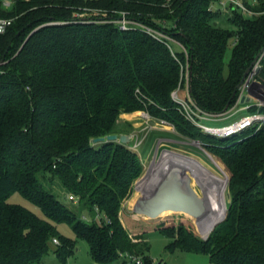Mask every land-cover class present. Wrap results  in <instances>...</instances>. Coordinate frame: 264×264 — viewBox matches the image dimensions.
I'll return each instance as SVG.
<instances>
[{
    "label": "trees",
    "instance_id": "16d2710c",
    "mask_svg": "<svg viewBox=\"0 0 264 264\" xmlns=\"http://www.w3.org/2000/svg\"><path fill=\"white\" fill-rule=\"evenodd\" d=\"M211 1L16 0L9 10L0 5V17L15 18L0 35V264H39L53 238L59 241L54 252L64 261L74 245L58 234L61 223L87 242L97 264L123 255L152 264L144 232L130 236L119 217L142 173L139 157L119 141L93 143L119 135V116L138 111L199 140L229 175L224 218L206 239L184 223L155 227L171 238L168 248L207 254L214 264H264V127L240 139L209 137L171 98L183 87L185 95L186 84L203 111H224L264 46V0L246 3L257 12L250 17L210 11ZM85 8L110 18L126 11L164 29L185 51L173 55L164 42L137 29L121 31L103 17L76 19ZM223 20L232 27L222 26ZM259 64L257 78L264 82V54ZM40 178L58 179L63 192ZM13 193L44 217L9 203ZM95 208L101 222L94 220Z\"/></svg>",
    "mask_w": 264,
    "mask_h": 264
},
{
    "label": "rangeland",
    "instance_id": "374dc122",
    "mask_svg": "<svg viewBox=\"0 0 264 264\" xmlns=\"http://www.w3.org/2000/svg\"><path fill=\"white\" fill-rule=\"evenodd\" d=\"M218 9V4H215L214 10L217 11ZM221 25L227 28L232 27L225 20H223ZM231 45L232 41H230L229 47L226 50V54L224 57L225 64L228 63L230 58L232 47ZM174 49L175 51H179V48L175 45ZM183 90L184 87L178 91L179 96L182 98L184 97ZM253 111L254 110H250L241 114L251 113ZM127 114L129 115H123L122 117L121 115L119 116V122L123 126L119 128V135L124 134L130 136L133 134L137 143L140 142V146L137 151H135V153L138 155L139 160L142 164V173L133 182L131 194L121 206L120 210L124 209V211H122L123 214L120 215L119 213V217L122 223L129 231L128 234L131 236L135 235L136 233L144 232V235L148 241V255L152 261V264H214L210 262L208 255L204 253H190L179 249L171 251L168 248V245L171 242V238L166 234L155 230L154 227L169 225L175 226L179 223H184L185 225H190L192 230L195 231L197 237H199L200 239H204V236L209 233L214 224H217L222 220L224 216L223 214L225 213L226 204L229 202V194L227 189L229 175L223 163L221 162L219 157L215 153H213V151L207 149L201 144H192V140L190 138L180 136L176 133L173 127H170V129H168L156 126L155 128L149 129V125L151 126V123H144V120L142 118L135 116L136 112ZM231 120L232 118H227L217 122L205 123L217 126L227 124ZM127 124L128 127H126ZM246 134L247 132L238 135L237 139L242 138ZM126 145L131 146L132 143H127ZM173 152L188 157L177 155ZM189 157H191L192 159ZM173 164H175L176 166H180L182 170H184V172H186L191 177V185L199 195H201V190H203L204 192V187L202 186L203 183L202 181H199L200 179L198 178L200 174L206 175L207 177L203 178L208 182V177H212L211 173H214L216 176L221 178L224 182V187L221 192L224 204L219 203L218 194L216 193L218 192L217 189L220 185L219 183H217L213 184L215 188H213L212 194L210 196H208V193L204 192L206 211L203 219L200 218L199 221L185 213L172 211L164 212L156 218H149L142 214H136L132 210V208L136 199L140 197V195H142L141 188L147 187L151 183L155 182V180H157V177H162L161 175L164 168H167L170 165L173 166ZM153 177H156L155 180H153ZM194 180H196L200 186ZM40 181L46 187L50 186L49 184L54 183V191L61 193L63 192L61 190L60 182L58 179H54L53 182H50L48 178H40ZM62 201L64 202V200ZM8 202L11 204L21 205L36 213L38 216L44 217L37 207L25 200L18 193H13L9 197ZM81 214L89 219H92L90 217V212L87 210H83ZM56 229L58 234L65 238H68L73 243V252L69 254L64 261H61L54 252V248L58 245L50 242V250L42 257L39 264H95L90 256L88 244L83 238L77 236L65 223L57 224ZM111 264L137 263L135 262V260H132L128 258V256L123 255L122 258H119Z\"/></svg>",
    "mask_w": 264,
    "mask_h": 264
},
{
    "label": "built area",
    "instance_id": "2783aa9c",
    "mask_svg": "<svg viewBox=\"0 0 264 264\" xmlns=\"http://www.w3.org/2000/svg\"><path fill=\"white\" fill-rule=\"evenodd\" d=\"M15 1L16 0H0L1 8L4 10H9L12 8V5ZM246 3H248L250 6H254L256 4L254 0H212L209 5V10L215 11L214 5L218 4L219 9L217 11L221 14H231V12L236 11L248 17L256 15L257 12L251 7H248ZM114 12L115 11L110 12V14H113ZM117 13V18H110L109 15V17L106 16L105 11L101 12L97 9L85 8L83 10V13L75 14V17L78 20H84L90 17H103L106 21L115 24L116 27L121 31L137 29L143 31L144 33L159 41L164 42L173 55L175 52L174 45L179 48V51H185L183 46L172 37H170L164 29L156 28L144 22H140L138 20L130 18L128 16V12L126 11H117ZM101 14L102 16H100ZM14 19V17H0V35L4 34L7 31V29L13 23ZM259 69L260 64L258 61V63L253 66L249 73L246 75L242 84L238 87L233 103L226 110L219 113H210L199 108L197 104H195V102L191 99L188 93L187 85L186 94L183 98L179 96V89H176L171 93V98L177 104L178 109L180 110L184 118L204 135L218 139H227L233 136L240 135L244 132H256L261 127H264V82L257 78ZM250 110L254 111L251 113L241 114ZM135 116L142 118L144 120V123L146 124L151 123V126L149 125V129L155 128L156 126L168 129H170V127H173L165 120L153 117L147 111H138L136 112ZM152 118L156 120H153ZM227 118H232V120L227 124L215 126L205 123L217 122ZM134 140L136 141L133 134L130 135L128 144L132 143V145L128 146V148L135 152L139 148L140 142L137 143V141L135 142ZM191 140L192 144L194 145H203L199 140ZM175 154L181 155L178 153ZM67 200L72 201L73 203H77V198L72 194H69L67 196ZM95 213L96 215L94 216V220L97 222H101V215L98 212L97 208H95ZM83 219L85 221H90V219L85 216H83ZM104 221L108 220L104 217ZM52 243L58 245L59 241L56 238H53ZM126 256H128V258L132 260H135L137 264H142V260L140 257L133 255Z\"/></svg>",
    "mask_w": 264,
    "mask_h": 264
},
{
    "label": "water",
    "instance_id": "95a60500",
    "mask_svg": "<svg viewBox=\"0 0 264 264\" xmlns=\"http://www.w3.org/2000/svg\"><path fill=\"white\" fill-rule=\"evenodd\" d=\"M263 54L264 46L244 71L236 89H238V87L242 84L246 75L249 73L252 67L258 63L260 57ZM189 75L190 72L188 73V77ZM227 108L228 106L225 107L224 110ZM104 141H119L121 144H127L129 142V136L124 134H111L107 135L106 137L93 139V143H100ZM194 181L199 185L196 180ZM204 196L203 190H201V195L197 194L196 190L191 185V177L186 172H184V170L174 169L166 173V175H164V177L158 181L153 190L140 195V197L136 199L132 210L136 214H142L149 218H156L162 213L168 211L185 213L199 221L200 217L206 211ZM208 234L204 236V239L207 238Z\"/></svg>",
    "mask_w": 264,
    "mask_h": 264
},
{
    "label": "bare ground",
    "instance_id": "6f19581e",
    "mask_svg": "<svg viewBox=\"0 0 264 264\" xmlns=\"http://www.w3.org/2000/svg\"><path fill=\"white\" fill-rule=\"evenodd\" d=\"M200 165V164H199ZM174 169H182L180 166H176L175 164H173V166L172 165H170V166H168L167 168H164V170H163V172H162V177H164V175H166V173H168L169 171H172V170H174ZM220 170V169H219ZM222 174V173H221ZM211 176L212 177H208L209 179V183L212 185V187L213 188H215V186H213V184H217V183H219V187H218V189H217V193L216 194H218V200H219V203L220 204H224L223 203V199H222V196H221V192H222V189H223V180L221 179V178H219L218 176H216L214 173H211ZM162 177H157V180H155V178L156 177H153L154 179L153 180H155V182H153V183H151L150 185H148L147 187H144V188H141V193L143 194V193H148L149 191H151V190H153L154 189V187L157 185V183H158V181L162 178ZM199 179H200V181H203V183H205V186L206 187H208L207 185H206V183H207V181L204 179V178H201V177H198ZM224 179V178H223ZM220 198V199H219ZM225 201V200H224ZM204 215H205V213L200 217V218H202L203 219V217H204ZM216 224V223H215ZM214 224V225H215ZM213 228V227H212Z\"/></svg>",
    "mask_w": 264,
    "mask_h": 264
},
{
    "label": "flooded vegetation",
    "instance_id": "af4514ba",
    "mask_svg": "<svg viewBox=\"0 0 264 264\" xmlns=\"http://www.w3.org/2000/svg\"><path fill=\"white\" fill-rule=\"evenodd\" d=\"M199 177L203 178V177H207V176L204 175V174H200ZM199 181H200V180H199ZM206 181H207V180H206ZM202 183H203V181H202ZM206 185H207L208 187L205 186V183L202 184V186L204 187V192L208 193V196H210V195L212 194L213 187H212V185H211L208 181H207Z\"/></svg>",
    "mask_w": 264,
    "mask_h": 264
},
{
    "label": "crops",
    "instance_id": "0c3cea01",
    "mask_svg": "<svg viewBox=\"0 0 264 264\" xmlns=\"http://www.w3.org/2000/svg\"><path fill=\"white\" fill-rule=\"evenodd\" d=\"M123 115H129V114L123 113V114H121V117H122ZM125 209H126V208H125ZM122 211H124V209H123V210H120V212H119L120 215L123 214ZM123 225H124V224H123ZM124 226H125V225H124ZM154 229H155V227H154ZM204 229H205V228H204ZM207 229H208V228H207ZM207 229H206V230H207ZM95 264H97V263H95Z\"/></svg>",
    "mask_w": 264,
    "mask_h": 264
}]
</instances>
